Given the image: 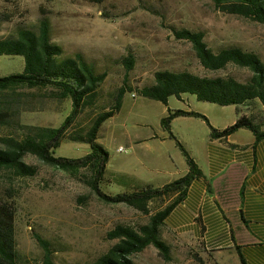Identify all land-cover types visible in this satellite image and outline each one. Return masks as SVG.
<instances>
[{
    "label": "rangeland",
    "instance_id": "obj_1",
    "mask_svg": "<svg viewBox=\"0 0 264 264\" xmlns=\"http://www.w3.org/2000/svg\"><path fill=\"white\" fill-rule=\"evenodd\" d=\"M0 14L10 16L0 27V38L17 36L21 27L38 32L40 20L47 17L52 41L64 48L65 56L80 53L98 72L107 73L95 106L78 118L81 127L88 126L98 113L108 110L118 89L127 86L121 110L104 122L98 139L109 153L107 178L112 182L102 186L107 194L132 192L148 181L155 185L160 183L161 178L152 172L154 163L132 149L127 139L138 120L147 123V132L159 134L164 130L160 119L167 115V106L144 98L138 92L155 82L156 71L186 70L207 77L233 76L241 81L251 75L249 70L235 65L219 71L205 69L192 44L177 39L174 28L204 32L205 41L214 50L236 45L256 52L264 61V24L224 13L211 0H105L102 5L83 0H16L11 3L0 0ZM129 55L134 58L131 70H127L125 64ZM24 67L23 56L0 55V76L21 73ZM19 91L28 109L19 115L7 116L12 125L18 122L58 127L71 111V101L57 99L52 89ZM186 95L193 98L190 103L172 96L169 108L202 111L209 115L214 127L234 123V105L222 106ZM247 110L257 122H264L263 105H250ZM191 120L194 126L207 128L201 119ZM11 124L0 125V147L4 146L2 138L12 135ZM174 128L176 131L182 128L180 121L174 123ZM164 132L169 138V132ZM166 143L162 146L156 141L151 145L183 158L174 141ZM121 146L124 151L119 149ZM89 150L88 144L64 141L57 155L79 158ZM25 162L36 166L37 174L21 177L9 170H0V198L14 207L17 248L32 264H39L43 253L33 237L34 232L57 244L55 260L59 264H89L112 246L114 242L106 235L115 225L147 221V216L130 206L103 202L79 176L57 170L34 156H27ZM170 201L160 199L151 206L153 209L164 207ZM162 236L172 246V260H164L158 250L150 246L133 256L135 264H208L199 253L183 249L166 226L162 228Z\"/></svg>",
    "mask_w": 264,
    "mask_h": 264
},
{
    "label": "trees",
    "instance_id": "obj_2",
    "mask_svg": "<svg viewBox=\"0 0 264 264\" xmlns=\"http://www.w3.org/2000/svg\"><path fill=\"white\" fill-rule=\"evenodd\" d=\"M7 3L16 0H2ZM102 5L105 0H83ZM215 7L227 14L241 16L264 24V0H211ZM41 12L45 14L42 8ZM9 15L0 14V27L9 20ZM175 37L192 44L202 66L210 71L226 69L229 65L247 69L251 75L246 81L233 76L207 77L192 72H155V82L138 90L139 95L160 101L168 106L170 97L182 94L194 95L199 101L222 106L235 105L249 108L260 103L264 105V61L254 51L236 45L210 48L205 41V33L189 29H173ZM0 55H20L25 59L23 72L0 76V125L10 126L7 116L19 115L27 111V103L19 93L20 89H52L56 98L71 101L69 115L58 127L11 124L12 135L2 138L0 147V170L11 171L15 176L33 177L37 167L27 164L25 158L34 156L44 164L80 177L100 200L107 204H125L147 216L145 223L117 224L107 232V239L113 241L109 249L89 264H135L133 256L154 246L166 261L172 260V246L162 236V228L172 210L184 199L187 189L195 179L203 176L195 159L182 142L172 133L175 118L192 116L205 120L211 129L212 138L226 139L241 128L252 131L259 142L264 139V122L259 123L253 115L243 114L237 109L238 118L232 125L219 130L208 118L195 111L168 108V114L161 119V125L183 153L189 166L188 173L163 186L144 185L132 192L107 194L102 186L112 182L107 178L109 153L98 142L104 122L114 117L122 108L123 96L128 90L121 86L108 110L101 111L88 126H80L79 116L95 106L101 85L107 78L106 72H98L82 54L65 56L64 48L52 41L50 22L47 17L40 20L39 31L21 27L17 36L0 38ZM127 70L134 65L132 55L125 60ZM131 90V89H129ZM13 118V117H11ZM64 141L88 144L90 150L79 158L57 155ZM171 201L164 207L153 209L151 204L160 199ZM33 237L43 253L39 264H59L55 260L57 244L38 232ZM239 246L236 249L239 250ZM239 252V251H238ZM242 262V255L239 252ZM0 264H32L29 257L22 254L16 244L15 213L12 204L0 198Z\"/></svg>",
    "mask_w": 264,
    "mask_h": 264
},
{
    "label": "crops",
    "instance_id": "obj_3",
    "mask_svg": "<svg viewBox=\"0 0 264 264\" xmlns=\"http://www.w3.org/2000/svg\"><path fill=\"white\" fill-rule=\"evenodd\" d=\"M177 99L190 103L193 98L182 94ZM169 101L170 98L167 114ZM237 109L251 115L247 107L235 106V121ZM181 110L199 112L210 122L209 115L202 111ZM194 118L201 119L207 128L194 126ZM176 121L182 125L177 131ZM147 126L143 121H135L127 138L132 149L154 163L152 172L161 178L157 185L151 181L144 185L160 187L185 176L189 166L183 153L180 158L175 152L151 145L159 141L165 146L169 140L176 141L168 138L164 130L159 134L147 132ZM171 130L195 159L203 176L192 182L165 226L183 249L199 253L208 264H264V139L257 142L254 133L246 128L226 139L212 138L209 124L192 116L175 118Z\"/></svg>",
    "mask_w": 264,
    "mask_h": 264
},
{
    "label": "built area",
    "instance_id": "obj_4",
    "mask_svg": "<svg viewBox=\"0 0 264 264\" xmlns=\"http://www.w3.org/2000/svg\"><path fill=\"white\" fill-rule=\"evenodd\" d=\"M133 96H135V94H133ZM119 149H120V150H123V151L125 150L124 147H120Z\"/></svg>",
    "mask_w": 264,
    "mask_h": 264
}]
</instances>
